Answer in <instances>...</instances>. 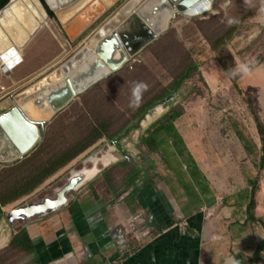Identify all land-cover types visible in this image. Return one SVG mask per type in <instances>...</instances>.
<instances>
[{
    "label": "rangeland",
    "instance_id": "obj_1",
    "mask_svg": "<svg viewBox=\"0 0 264 264\" xmlns=\"http://www.w3.org/2000/svg\"><path fill=\"white\" fill-rule=\"evenodd\" d=\"M125 1L105 10L75 36H70L55 18L48 17V24L22 49L16 63V59L4 63L7 67L14 63L17 68L9 73L0 70V106L6 111L13 107L17 94L71 57ZM231 28L235 29L233 36L214 50L211 41ZM190 60L199 68L176 93L172 92L173 100L158 114L157 108L148 111L149 108L135 118L139 106L154 93L172 91L175 76ZM171 110L181 113L174 124L183 142L174 144L175 138L159 135L158 149L149 151L142 143L143 137ZM147 115L148 120L144 121ZM97 118L110 124L112 139L98 140L33 192L2 206L0 241L4 237L8 241L0 247V264H36L34 256L9 249L14 235L23 229L35 234L68 227V208L76 202L83 204V213L95 212L104 203L109 213L121 208V212L127 211L132 217L146 216L144 209L135 212L126 206L125 184L133 169L140 170L134 183L146 202L150 188L157 197L165 196L173 184L174 191L190 197L194 185L187 179L194 169V160L212 184L210 201L200 206V216L209 214L217 220L214 225L218 234L212 238L230 247L231 253H243L247 264H264V251L259 260L255 257L257 249L264 245V0H217L211 12L203 16L175 17L159 40L123 70L80 95L46 125L43 142L48 140L50 147L44 157L32 153L14 165L0 163V180L14 169L29 174L56 151L84 138L89 123ZM103 155L113 158L110 165H98L99 169L104 168L103 172L80 189L65 192L64 203L31 217L15 214L18 208L43 206L46 199L56 200L57 189L65 186L62 185L73 170L89 168L91 157ZM102 173L107 174L112 188ZM194 192L202 193L200 187ZM253 195L257 202L255 220L250 218L248 209ZM178 208L172 205L174 211L168 210V223H181L183 210ZM224 236L230 238L226 241Z\"/></svg>",
    "mask_w": 264,
    "mask_h": 264
},
{
    "label": "crops",
    "instance_id": "obj_2",
    "mask_svg": "<svg viewBox=\"0 0 264 264\" xmlns=\"http://www.w3.org/2000/svg\"><path fill=\"white\" fill-rule=\"evenodd\" d=\"M4 111L0 106V114ZM194 164L187 180L193 183L194 191L200 187L202 193L193 191L187 197L174 191L173 184L165 196L157 197L150 188L146 202L135 182L125 189L126 206L135 212L144 209L146 216L133 217L121 208L110 214L104 203L95 212L83 213V204L76 202L79 209L68 211V227L35 234L28 230L36 248V254L29 256L40 264H237L234 255L239 251L231 253L230 247L212 238L218 234L214 216H200V206L213 195L212 184L196 160ZM172 205L183 210L181 223L167 222ZM224 238L227 241L230 237Z\"/></svg>",
    "mask_w": 264,
    "mask_h": 264
},
{
    "label": "water",
    "instance_id": "obj_3",
    "mask_svg": "<svg viewBox=\"0 0 264 264\" xmlns=\"http://www.w3.org/2000/svg\"><path fill=\"white\" fill-rule=\"evenodd\" d=\"M43 1L53 12L54 18L66 27L69 35L75 36L121 0L102 9L94 20L81 29L72 28L75 19L68 24L61 21L56 11V0ZM58 1L61 7L68 8L79 0ZM215 1L217 0L125 1L109 19L86 37L71 57L17 94L14 98L15 105L0 114V163L4 166L14 165L34 153L43 142L46 125L80 95L123 70L169 31L175 17L203 16L211 12ZM85 6L80 8L83 13L87 9ZM3 70L8 72L6 67ZM174 93L148 111L169 103L173 100ZM81 187L83 185L79 188Z\"/></svg>",
    "mask_w": 264,
    "mask_h": 264
},
{
    "label": "trees",
    "instance_id": "obj_4",
    "mask_svg": "<svg viewBox=\"0 0 264 264\" xmlns=\"http://www.w3.org/2000/svg\"><path fill=\"white\" fill-rule=\"evenodd\" d=\"M11 0H0V9H4ZM43 5L47 11V14L50 18H54L53 12H51L45 5L44 1ZM234 28L228 29L221 34H218L214 40L211 41V45L214 50H217L218 47H221L225 44V42L230 39L234 34ZM220 62L223 64L224 61L220 58ZM199 68V65L193 61H187L181 67V71L175 76L174 82L172 84V91L166 92L165 89L162 92H156L153 96L146 99L137 109L134 114L135 118H140L143 116L149 108L155 105L160 100H163L170 96L173 91H177L181 84L191 76V74ZM105 108V107H104ZM181 113L173 112L172 110L168 112L164 116L163 122L159 125L151 126V128L147 131V135L143 137L142 143L147 146L149 151L154 152L158 149V136L168 134L172 139L175 138L174 144L177 143L178 140L182 141L181 136L178 134L175 127V120L180 116ZM89 127L87 133L84 138L77 140L75 143L70 144L66 148H63L59 151H56L55 154L51 155L49 160L46 162L43 161V165L40 164L39 167L31 171L29 174H22L17 170H12V173L8 174V176H3L0 180V213L2 212V206L8 205L12 202L19 200L20 198L30 194L35 189L43 184L45 180L54 175L58 170L66 166L69 162L74 160L77 156L83 153L85 150L93 146L98 140L103 137H107L108 139H112L113 135L110 134L109 128L110 124L107 125L106 119L97 118L95 121L89 123ZM183 142V141H182ZM50 147L49 141L45 140L42 145L39 146L38 150L33 153H39L42 157L43 155L48 153V148ZM185 151V150H181ZM32 155V154H31ZM39 156V157H41ZM140 174V170L133 169L130 173V177L125 184V186L132 185ZM109 187L112 188V182L108 178L106 173H102ZM256 200L255 195H253L250 203H249V212L250 218L255 220V209H256ZM79 209V205L77 203H73L71 208H69L70 213H74ZM9 249L18 251V253H23L26 255H35L36 248L33 244V240L31 235L29 234L27 229H23L18 234L14 235V238L9 246ZM264 251V245L260 246L256 252V259L259 260V256L261 252ZM237 264H247L245 256L243 253H236L234 255ZM36 264H40L39 260H36Z\"/></svg>",
    "mask_w": 264,
    "mask_h": 264
},
{
    "label": "bare ground",
    "instance_id": "obj_5",
    "mask_svg": "<svg viewBox=\"0 0 264 264\" xmlns=\"http://www.w3.org/2000/svg\"><path fill=\"white\" fill-rule=\"evenodd\" d=\"M57 14L63 23L68 24L73 19L74 29H81L83 25L89 24L102 11L109 7L116 0H79L75 5L68 8L60 6L58 0ZM86 5V6H85ZM83 6L87 7L83 13ZM80 9V10H79ZM78 16V17H77ZM48 14L41 0H11L10 4L0 12V70L8 72L16 69V57L22 49L31 41L32 37L38 33L44 26L48 24ZM83 44V43H82ZM14 60L12 65L4 66L9 60ZM162 111L161 107L156 109L157 114ZM148 116L144 121L148 120ZM112 150V149H111ZM113 161L110 155H103L102 158L93 156L88 162L92 164L91 168L84 167L81 170H73L69 177V182L63 188L57 189L56 200L46 199L43 206L27 207L25 209L18 208L15 214L22 213L31 217L37 213H41L49 208H55L65 202L64 194L68 190H78L80 186H84L87 182L94 179L102 167H108ZM5 237L0 241V247L7 243Z\"/></svg>",
    "mask_w": 264,
    "mask_h": 264
},
{
    "label": "flooded vegetation",
    "instance_id": "obj_6",
    "mask_svg": "<svg viewBox=\"0 0 264 264\" xmlns=\"http://www.w3.org/2000/svg\"><path fill=\"white\" fill-rule=\"evenodd\" d=\"M84 167L88 168L87 166H83V167H81V168H79V169H76V170H81V169H83ZM91 167H92V166H91ZM91 167H89V168H91ZM69 177H70V175L68 176V178H69ZM68 182H69V179L67 180V183H66L65 185H67Z\"/></svg>",
    "mask_w": 264,
    "mask_h": 264
}]
</instances>
